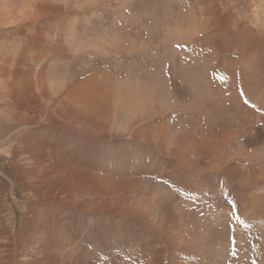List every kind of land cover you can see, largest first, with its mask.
<instances>
[{
  "label": "bare ground",
  "instance_id": "obj_1",
  "mask_svg": "<svg viewBox=\"0 0 264 264\" xmlns=\"http://www.w3.org/2000/svg\"><path fill=\"white\" fill-rule=\"evenodd\" d=\"M0 195L16 264H264V0H0Z\"/></svg>",
  "mask_w": 264,
  "mask_h": 264
},
{
  "label": "rangeland",
  "instance_id": "obj_2",
  "mask_svg": "<svg viewBox=\"0 0 264 264\" xmlns=\"http://www.w3.org/2000/svg\"><path fill=\"white\" fill-rule=\"evenodd\" d=\"M9 187H11V183H9ZM1 199H2V202H1ZM3 203V198L2 196L0 195V204L2 205ZM0 205V215L3 211V209L1 208L2 206ZM3 244H6V242L3 240L2 236H1V233H0V264H16L15 262H12L11 259H9L7 256H6V253L4 252V247H3Z\"/></svg>",
  "mask_w": 264,
  "mask_h": 264
}]
</instances>
